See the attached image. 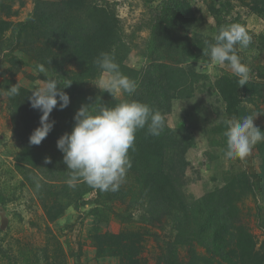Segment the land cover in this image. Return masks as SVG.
I'll list each match as a JSON object with an SVG mask.
<instances>
[{"label": "rangeland", "instance_id": "obj_1", "mask_svg": "<svg viewBox=\"0 0 264 264\" xmlns=\"http://www.w3.org/2000/svg\"><path fill=\"white\" fill-rule=\"evenodd\" d=\"M190 1L196 18L190 37L203 39L215 35L213 8L229 9L231 13L226 19L231 21L239 16L252 34L247 45L251 49L236 45V50L246 56L249 75L255 74L250 77L255 86L253 96L248 100L250 96L243 95L244 107L249 110L247 116L253 117L254 126L264 132L262 115L251 111L256 110L257 104L264 112V81L256 79V66L264 62V47L256 50V46H263L259 37L264 35V16L252 12L256 4L264 10V0ZM35 2L0 0V23L6 24L0 30V264H227L196 242L178 241L182 238L177 237L171 219L158 215L143 198L147 194L143 193L142 168L137 164L131 163L115 192L95 189L82 179H77L73 187L68 183L63 187V183L38 177L32 167L25 166L20 156L24 137L14 133L5 80H14L32 91L46 78L57 81L61 75L79 71L78 65L61 52L53 49L49 53V44L42 39L35 42V37L30 36L21 45L15 44L16 25L27 21ZM107 2L121 21L125 42L131 46L127 65L139 74L131 99H156L154 92L159 85L166 88L168 80L175 85L166 91L171 101L169 110H161L165 111L167 125L175 131L176 143L181 141L180 127L188 129L191 138L186 153L188 170L181 176L182 195L195 201L231 185L239 199L230 237L239 235L252 251L245 257L237 243H230L226 249L237 264H264V183L256 182V174L261 172L258 152L253 148L244 159L224 155L227 145L223 121L228 116L216 80L226 75L233 78L230 67L213 65L210 58L206 62L176 64L173 71L153 65L144 55L150 36L145 28L151 18L150 6L142 0ZM234 23L237 24L233 20ZM37 64L43 66L44 72L36 70ZM158 64L174 65L164 60ZM146 77L151 81L144 80ZM99 78L92 81L91 88L100 90L96 86ZM256 88L261 92L257 99ZM115 95L125 98L124 93ZM173 158L176 159L174 152L166 149L165 171L171 168L168 161ZM59 160L63 164V158ZM244 174L250 180H245ZM66 175L70 176L68 170Z\"/></svg>", "mask_w": 264, "mask_h": 264}, {"label": "trees", "instance_id": "obj_2", "mask_svg": "<svg viewBox=\"0 0 264 264\" xmlns=\"http://www.w3.org/2000/svg\"><path fill=\"white\" fill-rule=\"evenodd\" d=\"M142 1L151 8V18L145 26L149 29L150 36L147 42L148 49L144 55L157 67L173 71L176 64L208 61L210 57L203 55V48L207 47L206 41L214 43L213 38L218 28L233 24V20L243 26L252 37L246 25L241 23L239 16L231 21L226 19V16L231 13L229 9L213 8L211 12L216 20L215 35L198 39L195 36L190 37V30L196 21L190 0H160L158 5H156L158 0ZM252 12L256 16H264V10L259 4L252 8ZM5 28L6 24L1 22L0 30ZM15 31L16 45H21L30 36L35 37L33 38L35 42L42 39L44 44H49V53L56 49L64 54L68 61L75 62L79 68V71L73 75H61L57 79L61 88L70 84L62 89L70 97V103L66 108L61 109L58 100L57 106L49 115V121H54V126L39 145L29 142L34 129L40 126L42 115V112L31 106L29 97L32 91L14 80H5L14 133L24 137L20 154L22 161L26 167H32L38 177L41 175L53 183H63L61 185L65 187L70 176L66 175V165L60 163L59 158H63V154L57 148V140L66 132H71L74 115L82 105L94 104L98 107L105 104L111 107L123 100L131 99L127 93H124V99H118L115 94L111 95L90 87L92 81L100 76V69L94 61L101 52L111 54L119 65V70L137 84L138 72L127 65L131 46L125 42L121 21L107 0H62L59 2L36 0L31 16L26 22L18 23ZM259 39L263 42V46H256L257 51L264 47V35H261ZM241 46L246 50L251 49ZM237 54L246 64V56L240 52ZM161 60L170 61L174 65L167 67V65L158 64ZM256 71L257 74L259 73L256 79L264 81V62L256 66ZM250 77H255L254 72L253 75H249V80L243 87L237 83L235 76L231 78L226 75L216 80L218 91L221 92L227 107L228 118L249 114V110L244 107L246 99L243 95L250 96L248 98L250 100L255 91ZM144 80L151 81L148 77ZM15 84L19 86L20 94L14 97L9 96L7 89ZM174 87L175 85L168 80L166 88L159 85L155 90L156 99L138 101L148 104L158 112H163L162 107L168 111L171 101L166 91ZM259 95L261 92L256 88V99ZM251 111L254 114H261L264 119V112L257 104L256 110ZM164 113L165 111L161 113L163 119ZM178 129L182 136H180L181 141L177 143L174 141L175 131L167 125L165 119L164 128L158 136L148 134L146 128L136 132L134 151L130 149L128 154L131 163L142 168L140 169L144 183L142 189L143 193L147 194L143 198L154 206L155 212H159L158 215L164 214L171 219L173 230L175 228L178 232L177 237L182 238L178 241L196 242L227 264H237L226 249L230 243H237L236 246L245 257H249L252 251L243 239H239V235H237L238 238L230 237L233 232L231 222L236 221L238 215L236 204L239 198L235 197L231 185L209 192L195 201L184 198L181 191V176H184L185 171L188 170L186 153L190 146L188 139L191 138L187 134L188 129L183 127ZM253 148L258 152L257 155L261 161V172L256 174V182L264 183V140L256 143ZM166 149L172 150L176 158L169 159L168 164L171 166L169 171L163 169V165L167 164L164 159ZM46 158L50 162L46 163ZM244 177L245 180H250L247 174H244Z\"/></svg>", "mask_w": 264, "mask_h": 264}, {"label": "clouds", "instance_id": "obj_3", "mask_svg": "<svg viewBox=\"0 0 264 264\" xmlns=\"http://www.w3.org/2000/svg\"><path fill=\"white\" fill-rule=\"evenodd\" d=\"M213 39L214 43L206 41L203 55L209 56L213 65L227 64L240 87L245 86L249 80V68L237 54L236 45L247 46L251 43V36L243 26L234 23L220 26ZM94 62L100 69L96 84L100 90L111 95L127 93L129 96L136 91V82L119 70L111 54L101 52ZM36 70L44 72L39 64ZM63 88L55 79L46 78L32 90L31 106L42 115L40 126L29 137L31 144L39 145L52 130L54 121H49V115L58 100L61 109L69 105L70 97ZM7 93L12 97L19 95V86H11ZM223 123L226 126V158L244 159L251 154L256 143L264 140V132L254 126L251 116L243 119L233 116ZM145 128L148 134L158 136L164 128V119L158 111L138 100H123L111 107L105 104L98 107L82 105L74 115L71 132L57 140V148L62 152L63 163L70 173L68 185L73 187L77 179H82L95 189L118 191L131 168L128 153L130 149L134 151L135 134ZM45 162L50 160L46 158Z\"/></svg>", "mask_w": 264, "mask_h": 264}]
</instances>
